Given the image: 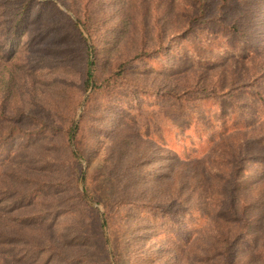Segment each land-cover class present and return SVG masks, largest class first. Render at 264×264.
I'll use <instances>...</instances> for the list:
<instances>
[{
	"label": "trees",
	"instance_id": "trees-1",
	"mask_svg": "<svg viewBox=\"0 0 264 264\" xmlns=\"http://www.w3.org/2000/svg\"><path fill=\"white\" fill-rule=\"evenodd\" d=\"M169 1L177 4L183 21L177 36L165 38L158 21L168 11L157 10L160 0L153 16L148 0H132L126 11L130 39L105 70L108 56L91 27L101 0H77L78 21L54 4L61 15L58 24L71 41L68 53L52 59L28 52L24 61L19 49L42 2L15 0L10 24L0 22V75L9 72L0 90V216L4 202L9 201L7 212H19L43 191L53 206L38 228L53 232L47 219L65 209L69 235L77 240L91 207L77 191L73 140L83 158L81 146L89 153L105 149L106 173L116 178V201L107 206L105 226L138 210L130 192L133 178L170 179L166 194L145 203L149 209L143 212L162 232L176 231L190 263L240 264L242 253L241 264H264V39L254 31L264 0ZM59 2L72 10L69 0ZM5 14L0 3V18ZM18 62L37 78L50 76L39 98L26 102L14 95L10 100L12 66ZM147 71L171 85L162 90L145 83ZM134 73L141 80H134ZM22 152L29 161L25 166L16 160ZM161 161L175 167L170 172L146 168ZM30 218L21 216L18 225L37 227ZM7 232L0 225V257L10 264L45 252L43 242ZM87 238L80 247L89 245L92 238ZM17 244L26 248L19 251ZM50 249L53 258L52 253L62 258L60 264H88L84 255H68L74 249L67 244Z\"/></svg>",
	"mask_w": 264,
	"mask_h": 264
},
{
	"label": "rangeland",
	"instance_id": "rangeland-1",
	"mask_svg": "<svg viewBox=\"0 0 264 264\" xmlns=\"http://www.w3.org/2000/svg\"><path fill=\"white\" fill-rule=\"evenodd\" d=\"M39 1L42 3L35 6L31 25L19 49V54L22 56L23 61L27 57L26 54L28 52L52 59L62 58L68 53L69 49H67V47L70 46L71 41L69 35L64 34L58 24L61 15L58 14V10L56 11L54 8V4H57L59 9L66 12L76 21H78L76 15L81 14L77 0H72V3L71 0H69L72 10H69L63 3L59 2V0ZM157 1L158 0H148L147 2V10L151 16H153V8ZM160 2H162V4L157 10L161 11L165 9L168 12L158 22L163 24L166 33L165 38L169 41L181 31L183 21L181 14H177L180 9L175 2L172 3L169 0H160ZM0 3H2L3 7L6 9V14L1 16L0 22L5 25L7 23L10 24V18L15 12V0H0ZM130 4H132V0H101L99 11L95 16L96 18L94 17L91 23L94 33L100 38L103 44L102 48L108 56V60L104 66L105 70L111 68L115 57H119L117 55L121 53L119 49L124 40L127 41L128 38L130 39V37H128L130 28L127 23L128 18H126L127 7ZM165 5L168 6L165 8ZM258 8L260 20L258 25L260 28L256 25L254 31L258 38L264 39V5L260 4ZM108 12H114V14L110 16L107 14ZM245 22L249 23L248 20ZM79 26L84 36L89 40V45H91L87 29L81 24ZM252 29L253 26L250 30L251 33ZM8 31L9 28H5L4 32L8 33ZM30 38H32V41L28 42ZM258 42L261 43L259 40H256V44H258ZM208 45L211 47L210 44ZM132 46L134 47V44ZM132 46L129 45V48H132ZM242 56L244 57L243 52ZM21 63L22 62H18V65L15 64L12 66L14 81L13 91L11 90L10 93V100L15 101V97L13 99V96L16 95L21 96V100L27 102L31 98H39L45 93L44 90L47 89V86L44 84L50 76L37 78L31 71L29 72L26 70V67L21 65ZM8 76L9 72L4 70L1 72V91H3L4 86H6ZM132 76H135L134 80H141V75L138 73H134ZM144 78L146 79L145 83L157 85L158 88L162 90H165L168 85H171L170 80L167 79V81L164 77L157 76L153 71H147ZM90 94L91 91L87 93L85 100ZM85 100L78 112L76 124L79 122L81 113L84 110ZM151 145L149 146L150 148L153 146ZM79 148H81L82 152L86 155V158H83L80 153H77L76 144L72 140L71 149L76 152L78 161L75 164L77 168V191L81 193L80 196L83 195L85 202L89 204L91 208H89L87 214H85L82 225L83 228L79 229L77 240H72L69 235L67 223L70 219L68 220L67 215L62 213L65 209H61V213L56 217L47 219V225H51L54 228L53 232L48 231L47 234L46 231H41V229L38 228V223L43 222L41 217L48 215L49 208L53 206V201L51 198L46 200V195L43 191L33 200V203L29 204L30 207L19 212H7L9 201L3 204L1 203L4 210L0 216L2 219L0 225L4 230H8L7 233H11L12 231L13 234H19L18 236L25 235L26 237L44 243L45 252L41 257L32 255V260H30V262L22 264H60L58 263L60 260L57 259H62L61 257H58L54 253H52V255L56 259L51 256L50 246L55 243H61L65 246L67 244V247L69 246V248L74 249L73 251H68V255H73V257L84 255L88 264H192L190 263L188 248H182L181 245L176 242L175 237L179 239L177 235H175L176 231H173V233L169 231L162 232V230L157 227L158 223L151 218V220L148 219L149 217L143 212V210L149 209L148 206L144 204L158 201L162 195L166 194L165 185L168 182L171 184L172 181L170 179L153 180L147 176H137L133 178L132 182H134L135 185L132 186L130 192L134 200H137L136 206L138 210L127 213L121 222L117 221L112 224V226H105L107 206L111 203V200L114 204L116 201V198H113L116 191L114 188V180L116 178L111 176L109 172L106 173L105 149L99 148L97 153H89V149L85 150L83 146ZM16 160H18V163L22 166H25L26 163L29 162L26 153L23 154V152ZM139 166H141V164ZM155 167L159 168L158 170L170 172L175 166H169L168 163L161 161L158 164L154 163L152 166L146 168ZM63 168L64 170L66 169V167ZM5 171H7V168ZM37 181L39 182L40 179L37 178ZM124 196H126V194H124ZM5 198L9 197H3V199ZM59 199L61 200V197ZM21 216H31L30 219H33V225L37 227L19 226L18 218ZM262 218L264 219V215ZM123 221H126L127 224L122 229ZM47 225L44 227L41 226V228L48 227ZM178 234L182 233L178 231ZM87 236L92 238L91 241H89V245L80 247L88 243ZM74 242L77 243L73 245ZM16 246L15 248L19 251L26 248V246L22 244H17ZM244 254L246 255L245 252ZM239 255L241 259L238 262L240 264L244 263V255L242 253ZM0 261L2 262L1 264H10V262L5 261L2 257H0ZM13 264L19 263L14 262Z\"/></svg>",
	"mask_w": 264,
	"mask_h": 264
}]
</instances>
